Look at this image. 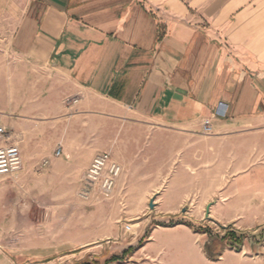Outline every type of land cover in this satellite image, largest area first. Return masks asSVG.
<instances>
[{
  "label": "rangeland",
  "instance_id": "374dc122",
  "mask_svg": "<svg viewBox=\"0 0 264 264\" xmlns=\"http://www.w3.org/2000/svg\"><path fill=\"white\" fill-rule=\"evenodd\" d=\"M24 3L0 0V123L22 157L0 178V260L77 264L134 248L110 264H264V117L203 134L81 93L53 65L12 48ZM58 146L72 159L55 156ZM103 152L119 168L114 187L83 198ZM222 226L244 238L213 259L205 245Z\"/></svg>",
  "mask_w": 264,
  "mask_h": 264
},
{
  "label": "crops",
  "instance_id": "0c3cea01",
  "mask_svg": "<svg viewBox=\"0 0 264 264\" xmlns=\"http://www.w3.org/2000/svg\"><path fill=\"white\" fill-rule=\"evenodd\" d=\"M21 11L12 48L81 93L177 128L264 117V0H25Z\"/></svg>",
  "mask_w": 264,
  "mask_h": 264
},
{
  "label": "built area",
  "instance_id": "2783aa9c",
  "mask_svg": "<svg viewBox=\"0 0 264 264\" xmlns=\"http://www.w3.org/2000/svg\"><path fill=\"white\" fill-rule=\"evenodd\" d=\"M201 132L211 134L213 124L211 119L202 122ZM11 130L0 123V178L17 172L22 164L21 151L17 144L10 143ZM55 156L62 155V147L54 150ZM119 172L116 164L112 163L108 153L96 154L86 172L80 195L89 198L92 190L98 188L101 194L108 195L114 187L115 177Z\"/></svg>",
  "mask_w": 264,
  "mask_h": 264
},
{
  "label": "trees",
  "instance_id": "16d2710c",
  "mask_svg": "<svg viewBox=\"0 0 264 264\" xmlns=\"http://www.w3.org/2000/svg\"><path fill=\"white\" fill-rule=\"evenodd\" d=\"M182 222H179L177 224H181ZM224 231V233L219 236L218 234L215 235H209V244L205 245V251L207 252V255L210 258H216L219 254L220 250L224 246H228L231 249H238L239 246L242 244L244 234L236 231L234 229H231L229 227H221ZM214 246V248H219L217 252L212 253V251H209V248ZM132 249L134 248H128L122 252V254L119 255H112L109 258L105 259L104 261H100L98 258H91L83 260L77 264H110L114 261H121L124 257V255L132 252ZM214 251V250H213Z\"/></svg>",
  "mask_w": 264,
  "mask_h": 264
},
{
  "label": "water",
  "instance_id": "95a60500",
  "mask_svg": "<svg viewBox=\"0 0 264 264\" xmlns=\"http://www.w3.org/2000/svg\"><path fill=\"white\" fill-rule=\"evenodd\" d=\"M149 207H150V208L153 207V202H152V201L149 202Z\"/></svg>",
  "mask_w": 264,
  "mask_h": 264
}]
</instances>
